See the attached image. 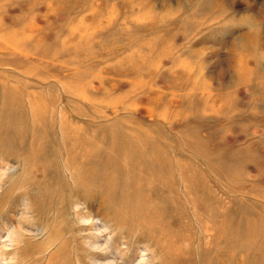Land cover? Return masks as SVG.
I'll return each mask as SVG.
<instances>
[{
  "label": "rangeland",
  "instance_id": "1",
  "mask_svg": "<svg viewBox=\"0 0 264 264\" xmlns=\"http://www.w3.org/2000/svg\"><path fill=\"white\" fill-rule=\"evenodd\" d=\"M0 264H264V0H0Z\"/></svg>",
  "mask_w": 264,
  "mask_h": 264
},
{
  "label": "bare ground",
  "instance_id": "2",
  "mask_svg": "<svg viewBox=\"0 0 264 264\" xmlns=\"http://www.w3.org/2000/svg\"><path fill=\"white\" fill-rule=\"evenodd\" d=\"M139 4H140V1L139 2H135V5H139ZM71 139L73 140L72 142H86L85 137H79V138L78 137H72ZM121 151H125V150L123 148H121ZM132 168H134V167H132ZM145 221H147V220H145ZM141 230H143V229H141Z\"/></svg>",
  "mask_w": 264,
  "mask_h": 264
}]
</instances>
